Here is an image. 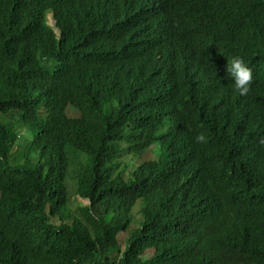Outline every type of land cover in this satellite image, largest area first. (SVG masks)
<instances>
[{"label":"trees","instance_id":"trees-1","mask_svg":"<svg viewBox=\"0 0 264 264\" xmlns=\"http://www.w3.org/2000/svg\"><path fill=\"white\" fill-rule=\"evenodd\" d=\"M144 1L0 0V264H264V0Z\"/></svg>","mask_w":264,"mask_h":264},{"label":"clouds","instance_id":"clouds-1","mask_svg":"<svg viewBox=\"0 0 264 264\" xmlns=\"http://www.w3.org/2000/svg\"><path fill=\"white\" fill-rule=\"evenodd\" d=\"M52 26V24H50ZM227 77L231 79L233 90L239 95H245L249 91V86L252 81V70L247 66L245 61L240 57H233L230 64L226 67ZM196 142H206V137L203 134H198L195 137ZM259 143L264 145V137H261Z\"/></svg>","mask_w":264,"mask_h":264},{"label":"water","instance_id":"water-1","mask_svg":"<svg viewBox=\"0 0 264 264\" xmlns=\"http://www.w3.org/2000/svg\"><path fill=\"white\" fill-rule=\"evenodd\" d=\"M147 1H149V0H145L144 1L145 7H146ZM162 5H163V0H152L151 3H150V6L152 8L151 7H147L146 10H148L153 15L156 14L157 16H159L160 19H162L161 22H160V26L163 27V25H164V28L167 29L166 25L169 23L168 17L170 15V12H167V13L163 12L162 11V8H163ZM146 17L150 18L151 15L150 16H146ZM52 26H55V22H52ZM58 33H59V31H58ZM253 78H254V72L252 74L251 84H253V80H254Z\"/></svg>","mask_w":264,"mask_h":264},{"label":"rangeland","instance_id":"rangeland-1","mask_svg":"<svg viewBox=\"0 0 264 264\" xmlns=\"http://www.w3.org/2000/svg\"><path fill=\"white\" fill-rule=\"evenodd\" d=\"M48 18H49V23L52 24L53 20H52L51 15ZM69 113L70 114H73V115H78L77 110H75L73 108H70L69 109ZM145 157L148 158V155H145ZM71 198H72V201L75 202L76 205H78V204L87 205L89 203L87 200L81 199L79 196L74 195V192L71 193ZM118 238L120 239V244L123 247V244L122 243H123V240H124V235L121 234V235H119Z\"/></svg>","mask_w":264,"mask_h":264},{"label":"bare ground","instance_id":"bare-ground-1","mask_svg":"<svg viewBox=\"0 0 264 264\" xmlns=\"http://www.w3.org/2000/svg\"><path fill=\"white\" fill-rule=\"evenodd\" d=\"M50 15H51V14H50ZM50 15H49V16H50ZM49 16H48V17H49ZM51 17H52V15H51ZM52 20H53V22H55V20H54L53 18H52ZM48 24H50V23H49V18H48ZM55 24H56V23H55ZM50 26H51V25H50ZM52 27L55 29L56 33H58L59 30H58L55 26H52ZM203 94H204V92H202V95H203Z\"/></svg>","mask_w":264,"mask_h":264}]
</instances>
